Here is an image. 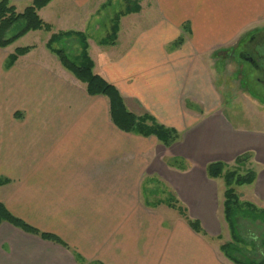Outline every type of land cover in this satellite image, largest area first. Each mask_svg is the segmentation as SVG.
Returning <instances> with one entry per match:
<instances>
[{
    "label": "crops",
    "instance_id": "0c3cea01",
    "mask_svg": "<svg viewBox=\"0 0 264 264\" xmlns=\"http://www.w3.org/2000/svg\"><path fill=\"white\" fill-rule=\"evenodd\" d=\"M8 1L18 13L30 5ZM113 2L53 0L38 11L51 27L43 44L56 34L85 36L93 73L129 112L150 115L179 139L165 147L118 130L107 99L89 96L47 47L51 55L31 59L34 45L4 69V50L41 31L0 49V203L66 245L2 223L0 264H232L217 245L222 180L206 166L232 168L249 153L256 179L239 199L264 209V133L234 127L222 113L215 58L264 28V0H139L140 13L123 9L94 39ZM152 185L166 188L205 236L176 210L150 205Z\"/></svg>",
    "mask_w": 264,
    "mask_h": 264
},
{
    "label": "trees",
    "instance_id": "16d2710c",
    "mask_svg": "<svg viewBox=\"0 0 264 264\" xmlns=\"http://www.w3.org/2000/svg\"><path fill=\"white\" fill-rule=\"evenodd\" d=\"M52 1L30 0V5L18 13L14 6L10 5L8 0H0V49H5L29 32H50L51 27L39 18L38 11ZM138 11V9H128L127 7L123 14L128 15ZM16 25H18L17 32L11 37L6 38V33ZM115 29L116 27H114L112 34L109 36L110 39L115 37ZM71 37H75L79 46V54L75 57V62L71 61L62 49L54 48L55 44L70 39ZM181 43V40H178L175 44L176 47L181 45ZM46 47L56 56L60 65L78 82L84 85L85 91L89 96H100L107 99L110 120L118 130L145 138L153 136L165 147H169L179 139V135L175 130L158 124L150 115L144 113L141 116H135L129 112L118 91L103 77L93 73V63L86 52L87 43L85 36L70 33L52 35ZM30 50L31 47L15 49L12 54L8 55L4 69L11 68L18 58L25 56ZM250 157L249 153L238 156L232 168H228L221 162L210 163L206 166L207 176L210 179H221L224 184L222 214L231 236V241L221 244L219 251L232 264H264V231L259 243V247L261 248H259L261 250L259 256L261 258L256 260L255 258H250L243 252L246 244L237 229V220L239 218L251 222H260L264 227V209L258 208L250 202L241 201L236 193L237 187L251 185L256 179L255 172L246 169ZM174 164H177V162ZM173 201V203L168 204V207L176 210L192 231L205 236L200 223L197 220L191 219L187 215L186 210L182 206H179L175 199ZM2 223H8L28 234L39 236L46 241H51L66 247L57 237L41 233L15 218L0 203V224ZM249 245L254 250L256 249L253 242H250ZM76 259L82 263V259L79 256Z\"/></svg>",
    "mask_w": 264,
    "mask_h": 264
},
{
    "label": "rangeland",
    "instance_id": "374dc122",
    "mask_svg": "<svg viewBox=\"0 0 264 264\" xmlns=\"http://www.w3.org/2000/svg\"><path fill=\"white\" fill-rule=\"evenodd\" d=\"M125 6L128 7V9H133L135 7V9L139 10L134 14L140 13L139 0H116V2L106 5L105 8H103L104 10L101 14L103 21H100V30L93 36L94 39H101L104 37L106 31H109L110 29V18L116 17L118 12L122 11L123 9L124 13ZM119 17L120 16H118V18ZM17 29L18 25L13 26L6 33V38H9L15 34ZM45 33V31H41L37 34L29 33V35L21 38V40H19L16 44L5 49L4 52L7 54H12L18 47L24 48L35 45L36 50L33 52L31 59L39 60L41 53L46 52V54H50L46 50L45 44H43L46 38ZM259 33L264 36V28ZM247 38L248 37H245V39ZM243 40L244 38L239 39L237 42H234L232 47H229L227 50L216 54L215 85L217 87L218 100H220L222 104V113L234 127L239 126L243 129L264 133V88L260 83H257L252 78H250V74L253 72V69L249 64L242 62L239 57L241 52V47L239 45L243 42ZM54 48L62 49L67 57L74 62L76 61L75 57L79 54V46L75 39L61 41L55 44ZM255 49L260 54L264 55V43L256 45ZM52 58L56 59V56L53 55ZM21 62L22 61H20V63ZM134 111L137 114L142 113V111L138 109H135ZM221 183L222 188H224L222 181ZM151 188L152 195H148L146 198L150 205H154V207L162 210L170 208L168 207V204L173 203L174 198H172L170 194L167 193V189L155 185H152ZM236 190V193L239 197H244L246 196V190L250 189L247 187H237ZM222 199L223 196L220 194V201ZM168 212H171L173 217L176 215V213L171 210ZM237 221V229L241 238L246 244L243 252L250 258H255L256 260L261 258V256H259L261 252L259 243L262 239L264 227L260 222H251L241 218H239ZM221 228V234L217 240L218 246L231 241V236L223 218ZM250 242H253L256 248L255 250L249 245Z\"/></svg>",
    "mask_w": 264,
    "mask_h": 264
},
{
    "label": "flooded vegetation",
    "instance_id": "af4514ba",
    "mask_svg": "<svg viewBox=\"0 0 264 264\" xmlns=\"http://www.w3.org/2000/svg\"><path fill=\"white\" fill-rule=\"evenodd\" d=\"M264 36L259 34L248 36L239 45L241 52L239 57L242 62H245L251 66L253 72L250 74L257 83H260L264 88V55L260 54L255 48L256 45L264 43Z\"/></svg>",
    "mask_w": 264,
    "mask_h": 264
}]
</instances>
